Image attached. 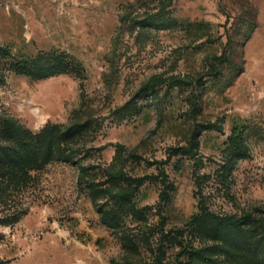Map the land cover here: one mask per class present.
<instances>
[{
  "label": "rangeland",
  "instance_id": "1",
  "mask_svg": "<svg viewBox=\"0 0 264 264\" xmlns=\"http://www.w3.org/2000/svg\"><path fill=\"white\" fill-rule=\"evenodd\" d=\"M2 47L0 144L74 161L0 156V264H262L264 0H0Z\"/></svg>",
  "mask_w": 264,
  "mask_h": 264
},
{
  "label": "trees",
  "instance_id": "2",
  "mask_svg": "<svg viewBox=\"0 0 264 264\" xmlns=\"http://www.w3.org/2000/svg\"><path fill=\"white\" fill-rule=\"evenodd\" d=\"M227 33V45L226 48L222 54V56L219 57V60H225L227 58V50L231 45L232 42V35L230 34V30H226ZM9 51L7 48L2 47L0 49L1 54H7ZM57 71H66L62 70L60 66L57 68ZM43 73L46 72V69L42 71ZM244 72V68H242L238 73L241 74ZM247 123L246 121L242 120H235L233 123V133L236 135L235 142L237 147L240 149L241 152H245L246 149V138H245V130L247 129ZM85 126L81 123H72L68 126H65L63 128H58L57 126H49L50 132H56L57 135H55L56 139L59 141H62L63 145L67 144L70 139L75 138L76 136L81 133L80 131L83 130ZM48 130V129H47ZM46 132V130H45ZM12 137L13 142L10 144H0V156L3 157H29L31 156V153H34L35 151H40L41 156L43 157L45 162H50L55 158V156L58 154V158H62L66 161H74V154L72 152H68L64 148V150H61V144L55 142L52 138L49 141L44 142L41 148H38V144L32 142L31 140L26 139V136L21 130V128L18 125H14L13 131H12ZM79 174L83 177L86 176V167L84 165L79 164ZM104 219L110 221V214L104 212L103 213ZM246 219L245 217H240L236 219L235 221L237 224H240L244 222ZM262 227V233L260 234L262 238V242H264V225L261 224ZM262 264H264V248L262 250ZM181 264H193L192 261H186L181 260ZM126 264H133L131 262H128Z\"/></svg>",
  "mask_w": 264,
  "mask_h": 264
}]
</instances>
